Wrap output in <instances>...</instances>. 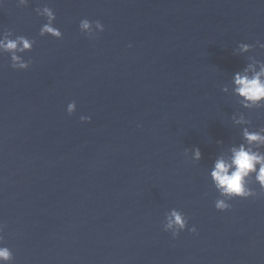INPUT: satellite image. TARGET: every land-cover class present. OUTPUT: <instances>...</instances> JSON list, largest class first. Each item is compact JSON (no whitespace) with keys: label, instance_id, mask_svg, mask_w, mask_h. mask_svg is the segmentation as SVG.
<instances>
[{"label":"water","instance_id":"water-1","mask_svg":"<svg viewBox=\"0 0 264 264\" xmlns=\"http://www.w3.org/2000/svg\"><path fill=\"white\" fill-rule=\"evenodd\" d=\"M45 8L59 40L39 35ZM85 18L104 31L82 34ZM18 36L33 41L16 52L27 69L0 49L11 264H264V193L251 183L255 197L218 211L209 175L240 143L233 114L264 127V108H241L231 80L264 60L259 47L234 54L264 43V0H0V41ZM173 208L188 221L175 239L162 230Z\"/></svg>","mask_w":264,"mask_h":264},{"label":"clouds","instance_id":"clouds-1","mask_svg":"<svg viewBox=\"0 0 264 264\" xmlns=\"http://www.w3.org/2000/svg\"><path fill=\"white\" fill-rule=\"evenodd\" d=\"M26 0H19V5H24ZM45 23L39 29L40 36H51L57 40L62 38L59 28L54 26L56 19L52 9L45 8ZM79 31L93 38L95 34L103 32L104 26L99 20L89 21L81 19L78 25ZM19 45V47H18ZM259 47L264 49V43L252 45L248 43H239L234 50V54L243 55L252 51L253 48ZM33 41L28 37L18 36L16 39H5L0 41V49L10 53V67L14 70H25L31 63L30 60L17 56L16 52L31 51ZM251 63L246 62L245 65L232 74V94L237 98L241 108L246 110H254L264 108V60H259L255 56L250 57ZM247 61V60H246ZM258 69V70H257ZM222 92L226 93L228 89L222 88ZM76 110V102L71 101L66 105L65 111L71 115ZM90 117L81 115V122H90ZM232 123L242 125L240 129V143L232 145L229 148V155L218 157L210 171V180L216 189L218 198L214 201V207L218 211H225L230 208L229 200L233 198L247 199L255 197L256 191L249 187L251 183L259 186L260 193H264V127L251 128V121L245 118L241 113L233 114ZM217 143H221L217 141ZM192 159L199 161L201 159V151L198 147L191 149ZM187 219L185 215L173 208L164 216L162 230L169 232L175 239L180 232L187 227ZM3 225H0V231ZM190 233H195L196 228L193 226L188 228ZM3 243V237L0 236V245ZM13 255L7 246H0V264H11Z\"/></svg>","mask_w":264,"mask_h":264}]
</instances>
